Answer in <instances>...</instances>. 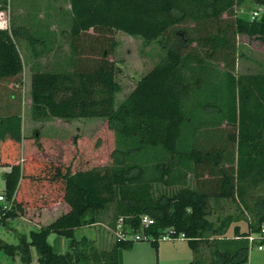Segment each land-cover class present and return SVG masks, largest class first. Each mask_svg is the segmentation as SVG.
Masks as SVG:
<instances>
[{"label":"trees","instance_id":"1","mask_svg":"<svg viewBox=\"0 0 264 264\" xmlns=\"http://www.w3.org/2000/svg\"><path fill=\"white\" fill-rule=\"evenodd\" d=\"M241 1L65 0L68 27L57 34L67 40V55L49 69L30 68L28 114L31 120L103 119L112 133L110 162L87 169L74 170L60 145L49 158L42 148L51 139L35 133L38 150L26 149L14 43L20 27L9 21L0 28V165L8 167L1 193L9 200L7 208L0 206V222L22 217L37 226L17 234L15 244L0 240L3 253L23 264L29 247L37 264H121V250L131 241L96 249L85 236L74 237L75 229L100 222L97 213L112 204L114 222L121 217L124 227L137 228L147 214L152 235L168 226L183 233L193 253L187 264L246 262L244 236L264 223V197L247 208L240 187L264 174V73L236 74V36L264 38V18L236 16ZM252 1L264 7V0ZM115 31L165 45L164 56L116 106ZM29 34L33 46L50 50L47 23H36ZM78 146L75 141L72 147ZM157 184L176 189L152 196ZM235 198L251 219L247 231L234 225L224 238L232 217L214 227L205 205ZM49 233L67 240V250L54 252L45 240ZM149 243L156 250L157 242Z\"/></svg>","mask_w":264,"mask_h":264},{"label":"rangeland","instance_id":"2","mask_svg":"<svg viewBox=\"0 0 264 264\" xmlns=\"http://www.w3.org/2000/svg\"><path fill=\"white\" fill-rule=\"evenodd\" d=\"M68 5L65 0H8V7L0 11V26L17 24L20 28L14 39L17 53L21 60L20 87H19V135L25 142L29 153H35L38 148L31 141V136L35 133L40 138H50L44 140L43 148L48 151V157L54 158L57 153V146L64 147L61 154L67 157L74 170L87 169L93 166L107 165L110 162L109 153L113 147L112 133L106 129L105 122L99 118H79L72 120H30L26 106L28 104L27 81L32 67V61H35L38 69H49L52 61H62L67 55V40L58 35L50 43V51L43 52L41 48L33 46L29 31L35 28L36 23H47V29L58 31L59 28L67 30V10ZM249 9L245 7L243 18L250 21L248 14L251 10L260 8L258 13L263 15L264 7L251 5ZM248 14H247V13ZM24 25L20 19L24 18ZM37 21V22H36ZM31 30H30V29ZM113 38L116 41L111 59L115 62L118 69L114 78L119 85V91L115 94L114 106H116L124 96L132 90L137 80L150 70L165 53L163 39L145 43L138 37H130L122 32L115 31ZM251 38H246L240 34L236 36L237 59L235 65L236 74L264 73V43H253ZM22 131V132H21ZM37 139H35L36 141ZM53 141V142H52ZM75 141H79V146L73 148ZM57 142V143H56ZM42 144V141L40 142ZM21 143H19L20 145ZM38 144V143H37ZM40 146V144H39ZM8 167L0 165V193L3 188L1 179ZM258 179V177H256ZM188 184H191L190 174L186 178ZM240 187L244 191L242 201L247 206H252L257 199L264 197V174L261 181L252 185L243 182ZM176 188L174 185L157 184L152 186V196L159 192L169 194ZM240 200V199H239ZM242 202L229 200H212L206 202L205 219L212 225L217 226L227 215L232 217L226 229L224 238L232 236V227L236 225L239 232L247 231V222L251 219V213L242 209ZM244 207V206H243ZM146 215L147 214H141ZM97 219L101 225L85 226L75 229L74 237L80 238L82 235L93 237L102 229L109 233L111 239V223L113 218V205L107 204L106 207L97 213ZM35 224L22 217H14L0 222V240L7 244H15L17 234L26 235L29 230H35ZM110 229V230H109ZM46 242L56 253H63L67 250V240L62 237L49 233ZM159 251H156L148 241L132 242L129 248L121 250V264H182L188 258L192 259V250L188 247L185 240L159 241ZM96 249H103L102 245L97 244ZM31 254L34 255L32 247ZM139 256H146V261H139ZM144 259V258H143ZM10 258L0 250V264H9ZM18 263V262H17ZM242 264H264V242L261 249H256V243L248 245L247 260Z\"/></svg>","mask_w":264,"mask_h":264},{"label":"built area","instance_id":"3","mask_svg":"<svg viewBox=\"0 0 264 264\" xmlns=\"http://www.w3.org/2000/svg\"><path fill=\"white\" fill-rule=\"evenodd\" d=\"M8 0H4L3 7L0 11L7 9ZM260 7V6H259ZM262 7V6H261ZM260 8L253 10L250 14V20L260 17L258 13ZM236 13V7H235ZM264 13V12H263ZM264 15V14H263ZM0 28H7L6 25L0 26ZM0 206L1 208H7L9 206V200H6L2 193H0ZM153 223L152 218L146 215L139 216V222L137 228L124 227L122 224V218L118 217L111 229L113 233V240L115 241H172V240H185L186 237L183 233L177 232L173 227L168 226L163 228L156 236L147 232L146 229ZM244 238L247 240V244L256 243V249H261V244L264 242V223H260L256 231L248 232Z\"/></svg>","mask_w":264,"mask_h":264},{"label":"crops","instance_id":"4","mask_svg":"<svg viewBox=\"0 0 264 264\" xmlns=\"http://www.w3.org/2000/svg\"><path fill=\"white\" fill-rule=\"evenodd\" d=\"M255 3L252 1V0H242L241 1V3L240 4H238V5H236V16H239V17H242V15H240L241 13L243 14V12H244V10H246L245 9V7H247L248 8V10L249 9H253V8H251V5H254ZM256 5V4H255ZM258 6V5H257ZM248 10H246L247 12H248ZM243 11V12H242ZM253 10H251V12H252ZM246 12V13H247ZM251 12L248 14V16H249V18H250V14H251ZM48 30V29H47ZM48 32H53V38H51V40H50V42H53L54 41V38L55 37H57L58 35H60V34H57V31H54V29H53V31L52 30H48ZM240 35H242V36H244V37H246V38H251L254 42L253 43H264V38H256V37H254V36H252V37H249V36H246V35H244V34H240ZM61 36V35H60ZM50 51V50H49ZM19 56V55H18ZM20 58V57H19ZM20 62H21V60H20ZM52 62H54V61H52ZM32 66H34V67H37V64H36V62L35 61H32ZM21 69H22V66H21ZM28 81H29V76H28ZM28 81H27V90H28ZM28 99V98H27ZM28 104H29V99H28ZM28 104H27V106H26V109H27V113H28ZM28 116H29V114H28ZM52 119H54V120H59V119H56V118H52ZM31 120V119H30ZM47 120H49V119H47ZM33 121H35V120H33ZM39 121H42V120H37V122H39ZM22 132V131H21ZM8 170V169H7ZM6 170V171H7ZM5 171V172H6ZM96 225H101V226H103L104 228H106V225L105 224H102L101 222H96V223H94V224H91V225H88L89 227H92V226H96ZM35 227L37 228V226L35 225ZM83 227H85V226H83ZM82 228V227H81ZM107 229V228H106ZM110 230V229H109ZM106 232V231H105ZM104 232V230H100L99 232H98V234H95L93 237H89V236H86V235H82V236H85L86 238H88V239H90L92 242H93V244L95 245V246H97V244H101L102 245V247H103V249H109V247L111 246V244H112V242L114 241L113 240V238L111 239V237H110V235H109V233L107 234V233H105ZM47 237V236H46ZM46 239V238H45ZM51 247V246H50ZM159 248H160V246H157V248H156V251H159ZM28 252H29V262L27 263V264H37L36 263V261H35V254L34 255H32L31 254V251H30V247L28 248ZM9 258H10V263L9 264H23V263H21L19 260H18V257H17V255H13V256H9ZM144 258V259H143ZM137 260H139V261H146L147 260V257L146 256H144V257H142V256H139L138 258H137ZM181 261H183L182 262V264H187L190 260L188 259V258H186V260H181ZM18 262V263H17ZM173 264H176V262H173Z\"/></svg>","mask_w":264,"mask_h":264},{"label":"water","instance_id":"5","mask_svg":"<svg viewBox=\"0 0 264 264\" xmlns=\"http://www.w3.org/2000/svg\"><path fill=\"white\" fill-rule=\"evenodd\" d=\"M263 18H264V15H261V16H260V19H263Z\"/></svg>","mask_w":264,"mask_h":264}]
</instances>
